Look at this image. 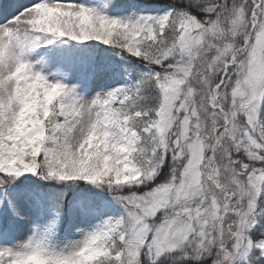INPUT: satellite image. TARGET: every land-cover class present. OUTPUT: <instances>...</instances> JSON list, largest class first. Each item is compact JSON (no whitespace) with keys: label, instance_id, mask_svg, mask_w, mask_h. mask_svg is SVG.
<instances>
[{"label":"snow or ice","instance_id":"snow-or-ice-1","mask_svg":"<svg viewBox=\"0 0 264 264\" xmlns=\"http://www.w3.org/2000/svg\"><path fill=\"white\" fill-rule=\"evenodd\" d=\"M0 264H264V0H0Z\"/></svg>","mask_w":264,"mask_h":264}]
</instances>
